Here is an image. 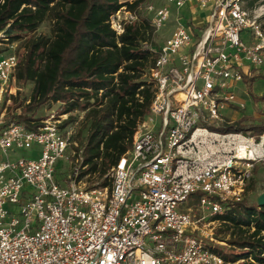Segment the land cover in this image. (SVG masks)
Returning <instances> with one entry per match:
<instances>
[{
    "label": "built area",
    "instance_id": "1",
    "mask_svg": "<svg viewBox=\"0 0 264 264\" xmlns=\"http://www.w3.org/2000/svg\"><path fill=\"white\" fill-rule=\"evenodd\" d=\"M260 2L253 9L246 0L146 3L156 32L170 4L209 14L204 29L178 24L160 48L151 47L149 115L161 116V128L146 117L139 123L107 186L82 182L85 147L64 124L69 114L52 112L36 128L7 124L21 52L0 34V151L40 147L36 159L0 158V264H230L214 250L224 242L208 226L244 199L264 162V132L228 131L234 119L224 113L243 107L235 87L264 65ZM142 5L111 17L117 34L140 20ZM62 159L70 172L58 179Z\"/></svg>",
    "mask_w": 264,
    "mask_h": 264
},
{
    "label": "trees",
    "instance_id": "2",
    "mask_svg": "<svg viewBox=\"0 0 264 264\" xmlns=\"http://www.w3.org/2000/svg\"><path fill=\"white\" fill-rule=\"evenodd\" d=\"M145 1L0 0V34L21 52L19 89L12 96L14 112H7V124L36 128L46 117H37L39 109L55 103L65 104L63 113L70 114L64 124L76 121L75 111H84L89 130L86 143L80 144L87 168L80 178L95 175L103 186L110 184L109 172L131 148L155 96L150 70L157 60L151 50L156 29L149 17L140 14L120 35L110 23L119 10L135 11ZM246 1L253 9L261 0ZM46 22L50 33L38 34ZM259 76H245V82L251 86ZM30 83V97H21ZM244 120L225 129L264 132V119L248 125ZM215 219L220 221L216 238L232 247L226 253L216 245V252L230 264H264V203L253 204L245 197Z\"/></svg>",
    "mask_w": 264,
    "mask_h": 264
},
{
    "label": "rangeland",
    "instance_id": "3",
    "mask_svg": "<svg viewBox=\"0 0 264 264\" xmlns=\"http://www.w3.org/2000/svg\"><path fill=\"white\" fill-rule=\"evenodd\" d=\"M167 2V0H146L141 9L140 14L142 16H146L148 14V11L145 9L146 3H153L157 7H160L164 5ZM189 3L182 7H177L176 4H170V18L164 22L163 26L159 29L158 32L155 33V36L153 38L154 46L157 48H160L166 40L171 36L172 32L176 28L178 24L187 25L191 17V9L189 7ZM261 5V2L257 4L256 7H259ZM191 6V5H190ZM258 13H263L262 16V23L264 24V8L259 10ZM209 12L197 9L196 15L198 16L199 20L204 22L205 18L208 16ZM150 16V15H149ZM50 22L44 23L41 28L38 31V34H46L48 35L50 33ZM204 29L205 25H199V29ZM202 31H198L199 34H201ZM250 35V30H246L243 32V37L248 38ZM197 39L194 40V42ZM19 48V45H18ZM23 51V50H21ZM253 76L256 74H260L258 78L253 82V84L250 86L248 85L245 80L243 82H239L235 87V92L238 97V104L240 106H243L240 108V113L237 115L233 112V109H226L224 110V113L226 116L234 119V121H238L240 119L245 118L243 124H258L260 119H264V65L259 68H253L252 70ZM251 78V77H250ZM19 89V88H18ZM31 89L32 84H28L26 86V90L23 92L21 97L29 98L31 95ZM15 105L13 102L8 104V114L13 113V107ZM21 108L18 107L15 111L19 113ZM65 109V104L61 103H55L50 106H43L39 109L37 113V117H44L47 116L50 113H57L58 115L63 114V111ZM70 115V114H69ZM85 115V112L82 110H77L72 114V117L76 118V121L73 123H70L71 129L74 131L75 139L78 141L79 145L81 146L80 142L86 143L87 141V135L89 126L83 122V116ZM69 117V116H68ZM149 125H155L157 128V131L161 128V116H152L147 115L146 116ZM150 118H154V122L150 121ZM252 134H259L257 132H252ZM39 151L40 147L35 146L31 150H20V149H11L7 151V153H3L0 151V158L3 159H19L22 157H28L32 159H36L39 157ZM57 177L58 179L65 176L67 173L70 172L69 168V162L65 160H60L57 165ZM83 183L87 184L88 186H94V185H100L104 181L103 179L97 178L95 175H87L83 177ZM245 197L253 204L260 203L264 200V162H261L256 165L255 171H253V177L250 180ZM244 197V198H245ZM190 204V203H187ZM200 225H203V222L200 223ZM208 227H214L213 231L216 233L217 229H219L220 224L216 223L215 225H210ZM224 242L223 244H217L221 249L224 250L226 253L231 252V245H229L227 242Z\"/></svg>",
    "mask_w": 264,
    "mask_h": 264
},
{
    "label": "crops",
    "instance_id": "4",
    "mask_svg": "<svg viewBox=\"0 0 264 264\" xmlns=\"http://www.w3.org/2000/svg\"><path fill=\"white\" fill-rule=\"evenodd\" d=\"M122 1H133V0H122ZM190 5H189V7L191 9V17H190V20L188 21L189 22L188 24L191 25L192 23H196L197 25H199V24L201 25V24L205 23L207 21V17L205 18L204 22L200 21L198 16L196 15L197 9H199V8L196 6H193L192 4H190ZM248 77H252V76H248ZM233 112L236 113L237 115H239L238 113H240V110H236V111L233 110Z\"/></svg>",
    "mask_w": 264,
    "mask_h": 264
},
{
    "label": "water",
    "instance_id": "5",
    "mask_svg": "<svg viewBox=\"0 0 264 264\" xmlns=\"http://www.w3.org/2000/svg\"><path fill=\"white\" fill-rule=\"evenodd\" d=\"M262 203H264V200H263V201H261L259 204H262Z\"/></svg>",
    "mask_w": 264,
    "mask_h": 264
}]
</instances>
